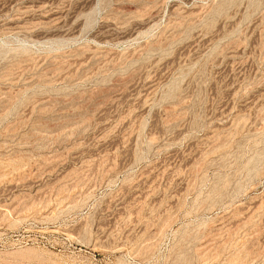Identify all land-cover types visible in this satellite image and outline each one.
<instances>
[{
	"label": "rangeland",
	"instance_id": "obj_1",
	"mask_svg": "<svg viewBox=\"0 0 264 264\" xmlns=\"http://www.w3.org/2000/svg\"><path fill=\"white\" fill-rule=\"evenodd\" d=\"M0 264H264V0H0Z\"/></svg>",
	"mask_w": 264,
	"mask_h": 264
}]
</instances>
